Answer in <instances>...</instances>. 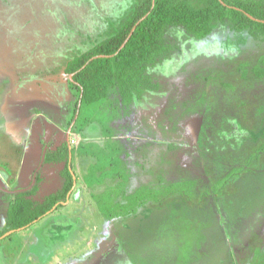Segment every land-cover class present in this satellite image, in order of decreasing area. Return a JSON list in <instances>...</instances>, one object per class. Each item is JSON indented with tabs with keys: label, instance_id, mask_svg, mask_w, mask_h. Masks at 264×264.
Instances as JSON below:
<instances>
[{
	"label": "rangeland",
	"instance_id": "rangeland-1",
	"mask_svg": "<svg viewBox=\"0 0 264 264\" xmlns=\"http://www.w3.org/2000/svg\"><path fill=\"white\" fill-rule=\"evenodd\" d=\"M124 1L0 0V227L17 193H58L65 161L46 158L74 150L63 206L0 237V264H264V39L228 20L204 40L170 28L148 69L159 88L127 107L112 88L73 131L66 67L117 29ZM173 184L133 214L105 206Z\"/></svg>",
	"mask_w": 264,
	"mask_h": 264
},
{
	"label": "trees",
	"instance_id": "trees-1",
	"mask_svg": "<svg viewBox=\"0 0 264 264\" xmlns=\"http://www.w3.org/2000/svg\"><path fill=\"white\" fill-rule=\"evenodd\" d=\"M226 20L233 30L247 31L255 40L264 39V0H135L114 32L71 60L66 67V73L72 75V82L80 92L73 131L79 132L82 128L83 109L101 106L112 88H117L125 107L148 91L159 88L148 69L172 50L166 39L168 29L182 27L195 40H204ZM260 73L264 75V71ZM75 145L77 143L73 148ZM71 148L63 142L46 158L50 162L65 161L61 171L64 183L58 193L48 195L41 202L32 198L36 188L17 193L9 204L6 223L0 227V237L25 228L63 206L74 183L70 169L74 164V150ZM180 185L173 184L166 189L141 186L127 197L128 203L121 206V212L112 211L109 202L105 206L112 216L133 214L146 207L150 200L167 199L175 193L170 189ZM121 192V189L112 188L105 196L110 199Z\"/></svg>",
	"mask_w": 264,
	"mask_h": 264
},
{
	"label": "crops",
	"instance_id": "crops-1",
	"mask_svg": "<svg viewBox=\"0 0 264 264\" xmlns=\"http://www.w3.org/2000/svg\"><path fill=\"white\" fill-rule=\"evenodd\" d=\"M135 0H125L124 2H126V5L129 6V8L133 5V2Z\"/></svg>",
	"mask_w": 264,
	"mask_h": 264
},
{
	"label": "built area",
	"instance_id": "built-area-1",
	"mask_svg": "<svg viewBox=\"0 0 264 264\" xmlns=\"http://www.w3.org/2000/svg\"><path fill=\"white\" fill-rule=\"evenodd\" d=\"M70 142H71V144H75V139L72 137L71 139H70Z\"/></svg>",
	"mask_w": 264,
	"mask_h": 264
}]
</instances>
